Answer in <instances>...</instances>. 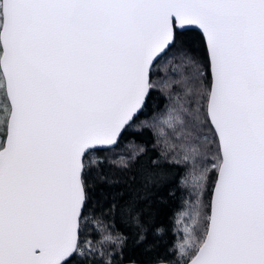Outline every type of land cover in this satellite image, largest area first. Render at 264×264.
Returning a JSON list of instances; mask_svg holds the SVG:
<instances>
[{"label": "snow or ice", "instance_id": "obj_1", "mask_svg": "<svg viewBox=\"0 0 264 264\" xmlns=\"http://www.w3.org/2000/svg\"><path fill=\"white\" fill-rule=\"evenodd\" d=\"M194 31L209 84L181 46ZM170 55L196 66L173 84L197 107L165 123L208 146L180 145L186 160L211 155L201 181L213 172L180 253L185 264H264V0H0V264H101L87 234L88 158L138 119L152 69ZM156 175L141 169L144 195L112 204L145 253L163 232L138 207Z\"/></svg>", "mask_w": 264, "mask_h": 264}, {"label": "trees", "instance_id": "obj_2", "mask_svg": "<svg viewBox=\"0 0 264 264\" xmlns=\"http://www.w3.org/2000/svg\"><path fill=\"white\" fill-rule=\"evenodd\" d=\"M181 46L190 57L199 62L200 71L204 74L203 83L209 84L211 73L206 67V48L199 34L195 31L189 33L186 42ZM179 63L180 61L170 55L162 57L154 65L147 107L142 110L138 119L128 128L116 146L94 151L88 158L91 169L89 183L92 195V220L89 222L87 234L97 245L96 259L101 261V264L109 259L112 264L151 263L154 260L185 264L186 257L180 253L177 218L193 195L191 188L193 182L188 180L191 166L185 159V152L177 149L184 141L178 139L172 128L164 131L157 120L161 114L168 111L172 103L176 102L177 97L178 100L183 99L184 108L194 110L197 107L194 100L184 96L183 89L173 84V81L180 79L182 75L194 73L196 66L178 68ZM192 135L196 137L198 133L193 131ZM164 141L171 144L172 149L166 150L163 147ZM194 144L202 151L204 147L205 151L207 150L206 145L202 146V141L195 140ZM212 147L214 149L215 146ZM202 166L211 168V165L208 166L207 163L206 166L205 162ZM145 168L153 170L157 175L155 182L147 190V199H142L138 207L144 209L145 217L153 216L156 225L163 229L156 237L149 235L148 243L153 245V251L149 253H145L142 246L132 245V227L125 222L118 208L112 209L114 197L123 204L129 196L144 195V192L138 193V190L141 188L140 170ZM98 175H103L105 180L96 179ZM208 175L210 179L207 183L204 182L200 189L202 206L207 205L211 199L213 172L210 171ZM116 193L123 196L116 197ZM204 210L206 209L202 207L200 211ZM105 237L112 239L105 240ZM120 238L127 239L121 244Z\"/></svg>", "mask_w": 264, "mask_h": 264}, {"label": "rangeland", "instance_id": "obj_3", "mask_svg": "<svg viewBox=\"0 0 264 264\" xmlns=\"http://www.w3.org/2000/svg\"><path fill=\"white\" fill-rule=\"evenodd\" d=\"M181 106L184 107L183 99L181 98L178 100V97H177L176 102L171 104V106L168 108V111L161 114L160 117L157 119L158 121H160V126L162 129H164V131H167L170 129V127L165 123V121L168 118L170 111L174 108H179ZM194 141L195 140L190 141V142L184 141L183 143H191L193 147H197L194 144ZM180 145L181 144H179V146ZM163 147L166 150H169L171 148V144H168L167 142L164 141ZM206 147H208V146L206 145ZM197 148H199V147H197ZM177 149H178V151L185 152V150L182 149L181 147H179ZM199 150H200V153L202 154L205 152V147L203 149L204 152L200 148H199ZM185 155H186V153H185ZM187 155H188V159H187L188 164L191 166V168L189 170L190 172H189L188 180L193 182V185H191V188L193 189L192 190L193 195L191 197V200L188 202V205L186 206V208H184V210L178 215V218H177L178 219L177 220L178 221V230L180 232L179 246L184 243L185 239L191 233V230L195 227L196 220L198 219L197 212L202 209V201L200 200V196H199L200 195V189L204 185V182L201 181V179H200V174L203 171V169L205 168L202 166V163L205 162L206 166H207V163H208V166L211 165L209 163V161L211 160V156H209V155L207 157H205L204 155L193 156L190 152L187 153ZM194 203H196V204H194ZM186 229H188L189 231L186 232L185 231Z\"/></svg>", "mask_w": 264, "mask_h": 264}, {"label": "water", "instance_id": "obj_4", "mask_svg": "<svg viewBox=\"0 0 264 264\" xmlns=\"http://www.w3.org/2000/svg\"><path fill=\"white\" fill-rule=\"evenodd\" d=\"M150 80H151V75H150ZM151 91V89H150ZM121 139V138H120ZM120 141V140H119ZM118 144V143H117ZM116 144V145H117ZM114 145V146H116ZM114 146H111V147H114ZM159 262H163V264H173V263H170V262H167V261H159ZM123 264H151V263H140V262H125Z\"/></svg>", "mask_w": 264, "mask_h": 264}]
</instances>
